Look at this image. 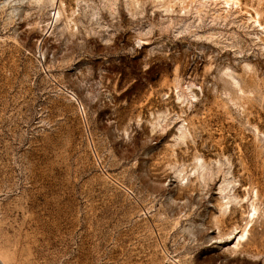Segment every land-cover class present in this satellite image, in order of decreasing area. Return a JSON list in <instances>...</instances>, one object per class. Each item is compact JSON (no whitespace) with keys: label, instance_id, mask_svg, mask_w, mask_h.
I'll return each mask as SVG.
<instances>
[{"label":"rangeland","instance_id":"1","mask_svg":"<svg viewBox=\"0 0 264 264\" xmlns=\"http://www.w3.org/2000/svg\"><path fill=\"white\" fill-rule=\"evenodd\" d=\"M5 223L31 264H264V0H0Z\"/></svg>","mask_w":264,"mask_h":264},{"label":"bare ground","instance_id":"2","mask_svg":"<svg viewBox=\"0 0 264 264\" xmlns=\"http://www.w3.org/2000/svg\"><path fill=\"white\" fill-rule=\"evenodd\" d=\"M3 229L0 234V243L9 253L10 259L16 264H31V254L28 248L24 247L19 231H15L12 226L6 223L3 224Z\"/></svg>","mask_w":264,"mask_h":264},{"label":"built area","instance_id":"3","mask_svg":"<svg viewBox=\"0 0 264 264\" xmlns=\"http://www.w3.org/2000/svg\"><path fill=\"white\" fill-rule=\"evenodd\" d=\"M82 110V108H80Z\"/></svg>","mask_w":264,"mask_h":264}]
</instances>
